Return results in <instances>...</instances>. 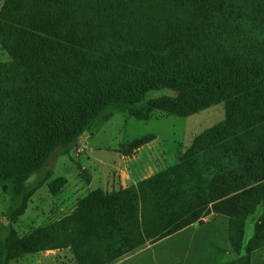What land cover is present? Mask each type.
<instances>
[{
  "label": "trees",
  "instance_id": "trees-1",
  "mask_svg": "<svg viewBox=\"0 0 264 264\" xmlns=\"http://www.w3.org/2000/svg\"><path fill=\"white\" fill-rule=\"evenodd\" d=\"M0 47L10 59L0 62V192H18L8 221L24 211L28 179L97 122L224 107V120L174 165L109 194L94 190L23 238L1 225L0 264L63 249L75 264H112L210 213L227 218L236 258L223 264H251L264 245V0H3ZM257 206L263 215L241 255Z\"/></svg>",
  "mask_w": 264,
  "mask_h": 264
},
{
  "label": "rangeland",
  "instance_id": "rangeland-1",
  "mask_svg": "<svg viewBox=\"0 0 264 264\" xmlns=\"http://www.w3.org/2000/svg\"><path fill=\"white\" fill-rule=\"evenodd\" d=\"M2 2L0 0V7ZM9 60L0 47V62ZM167 93L151 92L148 98ZM223 120V104L186 118L154 112L148 121H140L126 114L115 113L108 121L97 122L91 135L84 134L68 155L28 179L24 211L16 221H8L7 212L11 200L18 197V192L2 186L5 189L0 192V226H11L17 236L23 238L38 228L70 215L79 201L94 190L109 194L124 188V182H131V173L137 172L136 165L139 173L141 163H148H143V169L149 167L146 178L174 165L196 136ZM144 137L149 139L143 146L138 149L130 147ZM137 150L140 152L135 154ZM132 155H136V158L134 156L129 160L128 157ZM58 180L61 185L54 193L51 188ZM91 180H94L93 185L89 187ZM211 215L205 216L201 225L182 228L149 242L112 264H223L236 258L227 241V218L221 215L213 218ZM262 215V206H257L246 217L241 255L245 254L246 246L254 236L255 224ZM251 258V264H264V245L255 250ZM10 264L75 262L71 251L63 249L25 256Z\"/></svg>",
  "mask_w": 264,
  "mask_h": 264
},
{
  "label": "crops",
  "instance_id": "crops-1",
  "mask_svg": "<svg viewBox=\"0 0 264 264\" xmlns=\"http://www.w3.org/2000/svg\"><path fill=\"white\" fill-rule=\"evenodd\" d=\"M136 152H137V153H135V154H138V153L140 152V150H137ZM134 156H135V158H136V155H132L131 158L128 157V159H129V160H132V157H134ZM143 163L148 165L147 162H143ZM143 163H141L142 169L140 170L139 173H138L139 168H138L137 165H136V168H135V169L137 170V172H135V174L131 173V177H132V178H131V182H130V183H129V182H124V183H125V186H124L123 182L121 183V184H123V187H124V188H127V187L132 186V185H136L137 182H139V181H141V180H143V179H146L145 173L149 170V167H148L147 169H145V168L143 169V167H144V166H143ZM149 175H150V174H149ZM149 175H148V177H150ZM148 177H147V178H148ZM93 179H94V178H93ZM93 181H94V180H91V181H90L89 187H92V185H93ZM101 190H103V189L101 188ZM211 216H213V218H214L215 215L212 214Z\"/></svg>",
  "mask_w": 264,
  "mask_h": 264
},
{
  "label": "water",
  "instance_id": "water-1",
  "mask_svg": "<svg viewBox=\"0 0 264 264\" xmlns=\"http://www.w3.org/2000/svg\"><path fill=\"white\" fill-rule=\"evenodd\" d=\"M5 189V187L3 188V190Z\"/></svg>",
  "mask_w": 264,
  "mask_h": 264
}]
</instances>
